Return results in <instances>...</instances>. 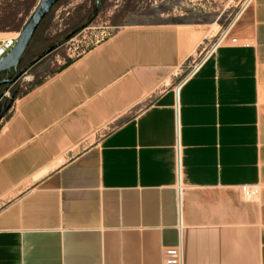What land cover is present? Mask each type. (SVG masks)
I'll return each instance as SVG.
<instances>
[{
    "label": "crops",
    "instance_id": "0c3cea01",
    "mask_svg": "<svg viewBox=\"0 0 264 264\" xmlns=\"http://www.w3.org/2000/svg\"><path fill=\"white\" fill-rule=\"evenodd\" d=\"M207 40L127 26L18 99L0 264H264V0Z\"/></svg>",
    "mask_w": 264,
    "mask_h": 264
},
{
    "label": "rangeland",
    "instance_id": "374dc122",
    "mask_svg": "<svg viewBox=\"0 0 264 264\" xmlns=\"http://www.w3.org/2000/svg\"><path fill=\"white\" fill-rule=\"evenodd\" d=\"M39 0H0V38L18 33ZM251 0H61L37 28L18 71L23 70L51 44L73 35L35 63L12 85L0 86V112L14 95L0 120V129L25 93L121 29L140 24L194 23L207 34L205 52L218 42ZM209 34V36H208ZM203 49V48H202ZM0 75V80L12 77Z\"/></svg>",
    "mask_w": 264,
    "mask_h": 264
},
{
    "label": "water",
    "instance_id": "95a60500",
    "mask_svg": "<svg viewBox=\"0 0 264 264\" xmlns=\"http://www.w3.org/2000/svg\"><path fill=\"white\" fill-rule=\"evenodd\" d=\"M61 0H39L34 10L30 14L27 21L24 23L22 28L18 32V38L16 40L13 48L0 60V75L4 73L6 76L9 75L11 71L14 72V75L10 78L6 77L0 80V86L4 84L12 85L14 84L23 73H25L30 67H32L35 63L46 57L48 54L52 53L55 49L65 43L72 35L68 34L63 40L55 42L45 48L42 53L37 56V58L31 61L27 67L23 70L18 71V66L21 62L22 57L24 56L37 28L40 23L46 17V15L51 11V9ZM14 95L8 101V103L4 102L1 112H0V120L5 116L6 112L10 109L13 103Z\"/></svg>",
    "mask_w": 264,
    "mask_h": 264
},
{
    "label": "built area",
    "instance_id": "2783aa9c",
    "mask_svg": "<svg viewBox=\"0 0 264 264\" xmlns=\"http://www.w3.org/2000/svg\"><path fill=\"white\" fill-rule=\"evenodd\" d=\"M226 32H224L221 35L219 41L226 35ZM17 38H18V34L0 38V60L13 48ZM240 190L245 199H253L258 192L256 186H250V185H241ZM168 264H182V251L180 247L176 249L175 259Z\"/></svg>",
    "mask_w": 264,
    "mask_h": 264
},
{
    "label": "bare ground",
    "instance_id": "6f19581e",
    "mask_svg": "<svg viewBox=\"0 0 264 264\" xmlns=\"http://www.w3.org/2000/svg\"><path fill=\"white\" fill-rule=\"evenodd\" d=\"M2 34H4L5 36H10V35L18 34V33H5V32H3ZM206 35H207V34H206ZM208 36H209V34H208Z\"/></svg>",
    "mask_w": 264,
    "mask_h": 264
},
{
    "label": "trees",
    "instance_id": "16d2710c",
    "mask_svg": "<svg viewBox=\"0 0 264 264\" xmlns=\"http://www.w3.org/2000/svg\"><path fill=\"white\" fill-rule=\"evenodd\" d=\"M70 62H71V61H70V60H68V62H67V63H66L64 66L68 65ZM64 66H62V67H64ZM62 67H61V68H62Z\"/></svg>",
    "mask_w": 264,
    "mask_h": 264
}]
</instances>
